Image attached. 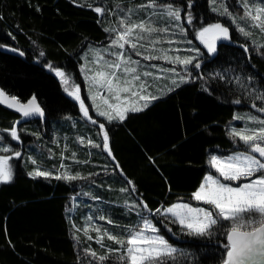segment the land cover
<instances>
[{"label":"trees","instance_id":"obj_1","mask_svg":"<svg viewBox=\"0 0 264 264\" xmlns=\"http://www.w3.org/2000/svg\"><path fill=\"white\" fill-rule=\"evenodd\" d=\"M154 2L157 7H142L153 0H0V89L21 102L35 96L45 112L43 120L28 121L0 104V136L3 142H11L6 130L16 124L20 141L15 145L22 153L13 161L12 180L0 183V264H123L120 253L107 251L121 246L104 233L126 240L128 231L142 224L141 216L151 220L177 249L166 264H222L229 222L214 226L211 236L188 235L171 218L156 215L155 209L177 202L206 205L193 200L192 194L206 175L216 174L209 165L211 156L247 151L230 132L258 128L248 119L251 112L264 117L258 111L264 107L260 99L264 96V32L242 19L243 5L264 8V2ZM165 5L182 9L179 23L186 34L163 14ZM222 5L231 16L213 11ZM96 7L103 13H97ZM187 12L193 17L190 25ZM141 21L147 22L146 28L169 29L143 32V39L136 38L140 29H134L132 35L144 54L196 59L185 71L176 65L178 77L166 72L146 81L158 99L143 110L127 112L123 121L93 123L69 95L78 87L87 102L83 54L91 46L109 43L121 28ZM217 22L247 50L221 45L200 74L194 64L205 54L197 46L196 33ZM241 27L250 35L240 32ZM186 49H199V54ZM49 65L65 73L67 85ZM99 124L108 132L110 154L103 147ZM37 169L52 175H29ZM68 175L78 178H56ZM141 202L152 212L135 207ZM99 236L104 247L97 242ZM86 249L107 259H94Z\"/></svg>","mask_w":264,"mask_h":264},{"label":"snow or ice","instance_id":"obj_2","mask_svg":"<svg viewBox=\"0 0 264 264\" xmlns=\"http://www.w3.org/2000/svg\"><path fill=\"white\" fill-rule=\"evenodd\" d=\"M213 4L217 3V0H212ZM264 2V0H262ZM142 7H157L154 0L150 5H143ZM191 7V2L188 4V8ZM165 13L173 21L177 22L182 34L187 33V29L179 23L181 21L182 9L174 8L172 5H165ZM244 16L242 19L251 20V26L258 28L261 32H264V8H253L248 3H244ZM97 13H103L101 7H96ZM213 11H218L222 15L231 16L226 6L221 8H214ZM234 19V18H233ZM193 17L191 12L186 13V22L190 25ZM121 25H124L126 21L122 19ZM146 21H141L139 24H130L117 31V35L113 40V44L119 49H124L126 44H129L135 55H141L137 50V44L133 42L130 37L133 34L134 29H140V33H136L137 39H143L141 33L143 32H168V28H154L151 26L145 27ZM113 31V29H109ZM239 31L244 35H250L245 31L243 27L239 28ZM196 38L202 43L210 53L216 51L217 40H229V29L223 26L221 23H210L206 26H202L196 33ZM175 43V41H169ZM191 44V41H187ZM247 50V49H246ZM179 51V49H177ZM186 51L196 52L199 54V49H186ZM22 54V53H21ZM43 55V53H41ZM117 59L111 63L105 62V67L108 69L106 72H97L95 75L88 77V79L95 85L105 88L107 92L114 97L115 103L108 104V111H99L100 116H105L108 121L118 119L123 121L126 118L128 111H140L143 107H147L151 100L158 99V97L147 93V83L141 82V74L137 73L135 67H131L132 64H139V61H133L131 56L125 59L124 52L115 53ZM161 57L147 56L145 59H160ZM168 59L172 64H181L185 68L189 64H193L196 59L195 56L181 59L179 56ZM50 70L55 72L57 77H60L62 82L67 85L68 78L65 73L59 69H53L51 65L48 66ZM153 67H156L153 65ZM195 68H199L200 64L197 62L194 64ZM163 71L176 72L175 68L167 69ZM120 73V75H118ZM122 75L124 78L122 79ZM153 74L150 72H144L143 76L148 77ZM130 76L131 78H127ZM180 80H185L184 76H180ZM176 83V81H173ZM76 91L71 93L77 101H80V108L85 118L96 123L89 115L88 108L85 106L81 97ZM127 93L131 97H138L140 101H143L142 107H136L134 104L128 106V98L125 97L124 101L121 100V93ZM260 99H264L261 96ZM0 103L6 104L8 107L20 112L24 118H28L33 115L43 116V110L39 106L36 97L32 96L26 102H21L17 97H9L2 89H0ZM107 104V99L105 100ZM124 104L122 107L121 104ZM235 103H240L239 100ZM253 107H256L255 104ZM260 112H264V108L258 109ZM240 119V117H236ZM249 120L257 121L258 128H245L237 130L232 128L230 135L238 137L247 146V151L236 152L228 156H211L209 165L215 169L218 176L212 174L206 175L200 183L198 189L193 192L192 199L197 202H203L210 206L209 208L193 207L189 203L177 202L168 207L161 206L155 209L156 215L164 216L165 218H171L172 223L178 224L182 230L186 231L188 235L194 236H211L213 234L212 229L214 226L221 224L224 221L229 222V227L225 231V239L227 243L222 247L225 249L223 253L222 264H264V119H258L255 116L248 117ZM99 128L102 130L103 147L109 151V136L105 130L104 124H99ZM9 132L10 137L13 140L20 141V136L17 131L16 124ZM3 137H0L2 140ZM89 143H92L89 141ZM100 147V145H93ZM0 151L9 152L11 149L7 146L0 147ZM255 154V155H254ZM13 155L16 158L21 156L20 152H15ZM11 157L0 155V183H7L12 180V170L8 164V160ZM114 159V157H113ZM35 163V161H33ZM259 173V175H258ZM32 176H50V172L36 171L29 173ZM57 179L74 180L76 176H57ZM240 181H245L239 183ZM236 182L235 186L233 183ZM132 190L134 191V185L128 182ZM121 191H128V189H121ZM135 207L142 208L151 213L152 210L148 209L146 203L141 202ZM101 220L105 217L101 216ZM142 224L135 229L128 231L126 240L118 239L116 236L105 231L104 235L107 238L115 241L116 244L121 247L118 249H107L108 252H118L120 255L118 259L123 264H166L168 259L174 257L177 249L172 246L168 240L159 234V229L146 217L141 216ZM111 224L112 221L108 220ZM170 230V229H169ZM99 234L100 230L96 229ZM93 239V237H88ZM103 236H99L98 243H101V247H104ZM91 257L103 262L107 259L106 256H98L95 252L85 250Z\"/></svg>","mask_w":264,"mask_h":264},{"label":"rangeland","instance_id":"obj_3","mask_svg":"<svg viewBox=\"0 0 264 264\" xmlns=\"http://www.w3.org/2000/svg\"><path fill=\"white\" fill-rule=\"evenodd\" d=\"M116 35H117V33H115L112 40L104 46H98V47L91 46V47H89L88 50L83 54V57H82L83 65L81 66V72H82V75L84 78L85 94L87 96V102H84V101L83 102H84L85 106L88 108L89 113L92 114L91 115L93 117L92 120H95V121H97L98 119L107 120V118L105 116L99 115V111H108L109 109H108L107 105L113 104L116 101H115L114 97L111 96L105 88H102V87H99L98 85L93 84L88 79V77L95 75L97 72L108 71V69L105 67V62L111 63L112 61H115L117 59L115 53L124 52L125 53V59L128 56H131V59L133 61H139V64H132L130 66L135 67L137 70V73L141 74V77H142L141 82H146L148 80H151V79L155 78V76L159 77L161 75V73L166 75V72L169 73V76L172 78L178 77L177 74L179 71H177L175 68V66L178 64L170 63L168 59L163 58L164 56H159V57H161L160 59H150V60L145 59V57L149 56V54L148 53L144 54L141 51L142 47L138 43L139 41L135 40L133 35L130 37V39L137 44V50L141 53V55H135L134 51L131 49L129 44H126L124 49H119L118 47H116L113 44V40L115 39ZM196 42H197L198 47L203 48L207 52V54H209L210 56L213 55L217 51V47H216V51L214 53H210L207 50V48L202 43H200V41L197 38H196ZM153 57H156V56H153ZM198 63H200V62L198 61ZM153 65H155L156 67H153ZM172 68H175V70H176L175 73H173L171 71H163V70L172 69ZM181 68H182V71H185V69H186L183 65ZM144 72H150L153 75L148 76V77H144L143 76ZM118 75H120V73H118ZM179 76H183V75H179ZM123 78H124V76L122 75V79ZM127 78L130 79L131 77L128 76ZM76 88L77 87L73 88V92L76 91ZM78 89H79V91L77 94L81 97V100H83L81 90H80V88H78ZM149 93L151 94L150 89L147 87V93H143V94H149ZM69 95H70V97L75 99L71 93ZM125 97L128 98V106L129 107H131L133 104L136 107H142L143 101H140L138 99V97H131L127 93L122 92L121 93V100L124 101ZM106 99H107V104L105 103ZM78 102L80 104V101H78ZM121 106L123 107L124 104L122 103ZM250 116H255L258 119H264V117L261 115V113H258V112H251V113H249L248 117H250ZM113 120H117V119H113ZM113 120H111V121H113ZM249 121L254 122L255 124L257 123V121H253V120H249ZM0 137H2V136H0ZM11 140L14 143L12 141L6 143L5 141L3 142V140H0V142H1L0 147L7 146L11 149V151H9V152L1 151L0 155L6 156V157H11L8 160V164L11 167L12 176H13V161L17 160L21 157L20 156L19 158H16L13 155V153H15V152L21 153V150L17 145H15V143L19 142V141H16L13 139H11ZM88 144H89V142H88ZM21 155H22V153H21ZM230 155H232V154H230ZM258 175H259V173H258ZM213 176H218V173H216ZM243 182H245V181H240L239 183H243ZM226 183H233V186H235L236 182H226ZM201 203H203V202H201ZM193 207L209 208L208 205L193 206Z\"/></svg>","mask_w":264,"mask_h":264},{"label":"water","instance_id":"obj_4","mask_svg":"<svg viewBox=\"0 0 264 264\" xmlns=\"http://www.w3.org/2000/svg\"><path fill=\"white\" fill-rule=\"evenodd\" d=\"M217 42L219 43V45L235 46V47L241 48L242 50L246 51V48H245L244 46L239 45V44L233 42L231 39H229V40H223V39H221V40H217ZM8 96H9V95H8ZM9 97H11V96H9ZM36 100H37V99H36ZM37 102H38V101H37ZM0 104H1V106H2L5 110H7V111H9V112H11V113H13V114H15V115L21 117V118L24 119V120H28V121H38V120H43L44 117H45V112H44L43 108L41 107V105L39 104V102H38V104H39V106L41 107V109L43 110L44 115H43V116L33 115V116L28 117V118H24L20 112L16 111V110L13 109V108L8 107L6 104H3V103H0Z\"/></svg>","mask_w":264,"mask_h":264},{"label":"flooded vegetation","instance_id":"obj_5","mask_svg":"<svg viewBox=\"0 0 264 264\" xmlns=\"http://www.w3.org/2000/svg\"><path fill=\"white\" fill-rule=\"evenodd\" d=\"M229 35H230V39H231V30L229 29ZM198 46V45H197ZM220 46L221 45H219V43L216 41V47H217V51L213 54V55H209V54H207V52L203 49V48H201V47H199V49H201L202 50V54H205V55H203L204 57H202L200 60H199V64H200V67L198 68V72L200 73V74H202V72H203V70H204V65H205V63L208 61V60H210V59H212L215 55H217V53H218V51H219V48H220Z\"/></svg>","mask_w":264,"mask_h":264},{"label":"crops","instance_id":"obj_6","mask_svg":"<svg viewBox=\"0 0 264 264\" xmlns=\"http://www.w3.org/2000/svg\"><path fill=\"white\" fill-rule=\"evenodd\" d=\"M144 108V107H143Z\"/></svg>","mask_w":264,"mask_h":264}]
</instances>
